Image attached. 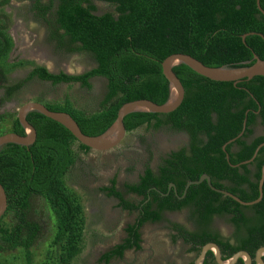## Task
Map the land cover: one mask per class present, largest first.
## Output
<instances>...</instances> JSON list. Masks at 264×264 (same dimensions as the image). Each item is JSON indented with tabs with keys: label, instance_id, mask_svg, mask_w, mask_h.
I'll use <instances>...</instances> for the list:
<instances>
[{
	"label": "trees",
	"instance_id": "1",
	"mask_svg": "<svg viewBox=\"0 0 264 264\" xmlns=\"http://www.w3.org/2000/svg\"><path fill=\"white\" fill-rule=\"evenodd\" d=\"M10 0H0V76L6 70L32 61L3 66L13 46L7 33L10 17L3 12V5ZM36 19L47 31V40L55 49L69 55H86L95 65L80 73L60 70L49 71L45 66H34L26 76L7 87L9 97L27 81L37 76L40 80L58 83H77L91 89V79L103 77L106 90L100 108L90 114L75 112L58 105H47L50 110L69 113L81 131L90 136L104 132L115 120L118 108L135 99H149L158 104L168 96V81L162 72V60L172 53L192 55L209 66H241L245 61L254 62L253 55L264 59V14L256 0H30ZM95 1H104L113 10L98 11ZM264 9V0H260ZM248 34L242 41L241 35ZM184 87V98L173 111L165 114L132 112L123 118L127 132L140 127L147 130L167 129L184 132L188 143L158 164L154 173L146 165L136 183L125 182L126 193L140 197L134 202L125 198L116 187V176L110 185L102 187L107 196L118 200V206L136 217L124 229L126 237L101 255L105 264L112 257H122L127 249L141 248L140 228L146 222H156L163 210L188 208L190 216L200 227L191 232L173 224V240L183 239L191 250L214 241L221 246L222 258L237 250L250 254L264 245V183L262 199L250 206H243L229 196L213 191L204 180L190 185L189 180L207 174L213 186L225 189L244 201L258 196V180L264 162V144L249 164H239L252 157L258 144L264 142V76H254L232 81L206 78L185 64L173 67ZM243 134L226 145L229 161L222 145L235 137L242 128ZM27 121L36 130V139L30 145L7 143L0 149V183L7 197L6 212H11L15 222L0 234V249L22 248L27 264L32 262L31 247L37 239L40 226L28 218L32 196H43L53 208L58 221L55 243L60 245L73 231L78 208L65 190L63 180L78 160L79 153L90 149L78 142L71 132L59 122L30 111ZM262 131L254 133V127ZM11 131L24 134L17 118ZM77 144V150L74 144ZM145 164H150L146 161ZM254 166L250 172L248 166ZM174 183L176 190L171 187ZM5 212V213H6ZM214 215H226L233 224V242H221L207 232L206 226ZM3 217V216H2ZM0 218V220L2 219ZM80 251L71 247L67 262Z\"/></svg>",
	"mask_w": 264,
	"mask_h": 264
},
{
	"label": "rangeland",
	"instance_id": "2",
	"mask_svg": "<svg viewBox=\"0 0 264 264\" xmlns=\"http://www.w3.org/2000/svg\"><path fill=\"white\" fill-rule=\"evenodd\" d=\"M95 4L99 12L113 10V6L107 2L95 1ZM29 5V1L14 0L6 7L14 18L9 33L15 38V47L13 46L6 60L1 61L3 66L18 64L25 59H35L45 63L50 70L63 69L68 73H80L95 65L86 55L75 54L63 58L56 56L51 51V46L46 44L42 26L26 17ZM26 25L33 36L22 42L17 35L22 26ZM31 46L33 49L29 52ZM35 47L43 50L44 54L37 53ZM44 56H48L47 59ZM13 69L6 70L5 73L11 81L24 75L25 70L17 68L12 71ZM91 82L92 89L87 90L77 83L51 85L49 82L36 80L29 83L30 86L24 92L11 99L5 98V94L1 92L3 84L0 83V134L11 131L12 121L16 118L19 107L27 101L38 99L47 105H58L84 114L97 111L106 90V80L103 77H94ZM257 132H261L259 126ZM174 137L178 141L184 136L167 129L156 131L140 127L127 132L122 141L111 149L80 152L76 166L67 173L62 183L78 208L76 224L72 233L60 245L54 241L58 221L48 200L38 195L30 199L28 218L40 226L39 235L31 247L30 264H57L67 258L71 247L75 246L80 248L79 253L61 264H105L100 259L101 255L123 240L124 228L126 224L134 221L136 212L121 209L117 200L107 196L101 188L108 186L110 176H117V188L124 192L122 182L135 178L137 169L133 166L148 160L151 164H156L160 149L167 150L180 145L176 140L177 143L172 142ZM73 147L76 149V145ZM124 194L130 201L140 200L139 196L132 193ZM170 215L177 216L179 222L191 226L185 212ZM14 222L11 212L4 213L0 220V234L7 231ZM216 222L224 232H233L225 219H217ZM140 235V249H127L122 257H112L107 264H169L173 260L180 263L193 259L192 254H186V246L180 239H172L165 221L144 223L140 228ZM0 264H27L22 248L0 249Z\"/></svg>",
	"mask_w": 264,
	"mask_h": 264
},
{
	"label": "water",
	"instance_id": "3",
	"mask_svg": "<svg viewBox=\"0 0 264 264\" xmlns=\"http://www.w3.org/2000/svg\"><path fill=\"white\" fill-rule=\"evenodd\" d=\"M256 6L260 13L264 14V9L260 5V0H256ZM255 34V32H248L241 35L242 41L244 42L246 35ZM264 39V35L261 33H256ZM254 62L250 61L242 62L241 66H230V65H221V66H209L202 63L197 58L193 57L188 53L177 52L172 53L165 57L162 62V72L165 78L168 81V96L165 102L158 104L152 100L141 98L123 103L117 110L116 118L113 123L101 134L96 136H90L84 134L74 118L67 112L64 111H54L50 110L44 103L40 101H27L23 103L17 113L16 118L24 129V134H18L14 131L5 132L0 134V149L7 143H16L20 145H30L36 139V130L35 128L27 121L26 115L30 111L39 112L57 122L62 124L67 128L74 138L89 147V149L104 151L115 147L119 144L127 131L123 123V118L128 113L132 112H150L165 114L175 110L182 102L184 98V87L173 71V67L178 64H185L196 73L216 81H232L234 83L242 79H251L254 76H264V59H261L258 55H253ZM246 127V118L242 122V128L240 132L233 138L229 139L222 145V149L225 152V147L227 144L234 142L238 137H240ZM264 144V142L258 144L255 148L252 157L247 160L240 162L239 164H249L254 157L256 156L259 148ZM226 159L229 161L228 153L225 152ZM206 181L208 186L222 195L229 196L239 204L243 206H250L259 202L263 197V183H264V162L261 165L260 178L258 180V196L251 201H244L240 199L237 195L225 190L216 188L212 185L211 179L207 174H201L196 180H189L183 189V194L180 197H183L186 193L187 188L192 184H198L202 181ZM174 184H169V187H172ZM7 208V197L4 190V187L0 183V218L4 215ZM211 250L214 253L217 264H234L239 258L243 260V264H251L252 257L246 250H238L232 254L227 259H222L220 254V249L215 243L205 244L200 251V254L195 260V264H202V261L205 257V253ZM264 246H261L256 249L254 253L255 264H264Z\"/></svg>",
	"mask_w": 264,
	"mask_h": 264
},
{
	"label": "flooded vegetation",
	"instance_id": "4",
	"mask_svg": "<svg viewBox=\"0 0 264 264\" xmlns=\"http://www.w3.org/2000/svg\"><path fill=\"white\" fill-rule=\"evenodd\" d=\"M12 1H14V0H10L8 3H6L5 5H3V12L4 13H6L9 17H10V19H11V21H10V23L8 24V28H7V33L10 35V37H11V39H12V42H13V46L15 47V38L14 37H12L11 36V34L9 33V28H10V26H11V23L14 21V18H13V15H11L7 10H6V7H8L11 3H12ZM23 1H29L30 2V5H29V10H28V13H26L25 15H26V17H28V20L30 19V20H32L33 22H35V24H39L40 26H42V28H43V37H45V41H46V44H48V45H50L51 46V51H53L54 52V54L56 55V56H58L59 58L61 57V58H63V57H68V56H70L69 54H65V53H61V52H59V51H57L56 49H55V43L54 42H49L48 40H47V31H46V29H45V26L41 23V21L40 20H38V19H36V17H35V15H34V10H32L31 9V1L30 0H23ZM20 14H23V13H20ZM40 35V34H39ZM18 36V39H20V40H22V42L24 41L25 42V40H29V36H33V34L30 32V30L28 29V25H26L25 27H23L22 26V28H21V31L19 32V34L17 35ZM25 36V37H24ZM13 46H12V48H13ZM12 48H11V50H12ZM31 48H32V46L29 48V52L31 51ZM37 47H35V50H36V52L37 53H41V54H44V52H42L43 50H41V49H36ZM33 49V48H32ZM42 49H44V47L42 48ZM45 51V50H44ZM11 52V51H10ZM9 52V53H10ZM28 52V53H29ZM77 55V54H76ZM47 57L48 56H44L43 58H45V59H47ZM26 61L28 60V59H25ZM28 61H32V63L31 64H29V65H22V66H19V67H13L14 69H17V68H19V69H23V70H25L24 71V75L22 76V77H20V78H18V79H16V80H14V81H11L10 79H8L6 76H0V83L1 84H3V86L1 87L2 88V93L3 94H5V98L6 99H11V98H15V96H17L19 93H21V92H24V90L28 87V86H30V84L29 83H33L34 81H36V80H39V81H42V82H49V81H45V80H40L37 76H34L32 79H30L29 81H27L22 87H20L19 89H16V90H13L12 92H11V95L8 97L7 95H6V89H7V87H9V86H11V85H14L15 83H17L20 79H22L24 76H26L27 74H28V72L34 67V66H36V65H42V66H45L49 71H51V72H53V73H57V72H59L60 70H63V69H58L57 71H54V70H50L49 68H48V66L45 64V63H42V62H38L37 60H35L34 59V61L33 60H28ZM44 64V65H43ZM12 70V71H15V70ZM11 71V72H12ZM64 71V70H63ZM50 84H51V82H49ZM92 83V82H91ZM58 84H60V83H58ZM52 85V84H51ZM0 88V89H1ZM91 89H92V87H91ZM91 89H89V90H91ZM35 101H39L38 99L37 100H35ZM41 102V101H40ZM257 127L258 126H255L254 127V133H258L257 132ZM260 128H261V131H262V127L260 126ZM175 133H178V132H175ZM179 133H182L183 134V139L182 138H180V139H178V141H177V139L174 137V138H172V142L174 141V143L176 142L177 144H180V145H178L177 147H170L169 149H167V150H162V149H160V152H159V156H158V162L156 163V164H151V162H150V160H148L149 161V163L150 164H145V163H143V164H136V165H134L133 167H134V169L136 168L137 170H136V173H135V178H134V180H125V181H123L122 182V186L124 185V183L125 182H128V183H136V182H138V180H139V174H143V172H144V170H145V167H146V165H148L151 169H152V171L154 172V173H157L158 172V166L160 165V164H158L159 163V161L163 158V157H167V155L171 152V151H175V150H177V149H179L180 147H183V146H185L187 143H188V135L186 134V133H184V132H179ZM170 139H171V137H169ZM174 139V140H173ZM176 140V141H175ZM182 140V141H181ZM76 164H77V161L74 163V165L71 167V169L74 167V166H76ZM248 168H249V170H250V172L251 171H253L254 170V166L253 165H251V166H248ZM70 169V170H71ZM114 176H110L109 177V180L108 181H110V179L111 178H113ZM171 184V183H170ZM172 184H174V183H172ZM110 185V182H109V184H108V186ZM116 187H117V176H116ZM173 187V189L174 190H176V188H175V186L173 185L172 186ZM168 188L170 189L171 187H169L168 186ZM118 189V188H117ZM120 190V189H119ZM123 190H124V188H123ZM125 192V191H124ZM127 194H130V193H127ZM133 194V193H132ZM135 195V194H134ZM124 196H125V194H124ZM137 196V195H136ZM114 198V197H113ZM116 199V198H115ZM117 200V199H116ZM117 203H118V200H117ZM177 212H185V215L187 216V219H189L190 220V225L191 226H187L186 224H183L182 222H179V220H178V218H177V216H175V215H170L169 216V214H171V213H177ZM167 213H168V215H167ZM162 217H161V219L159 220V221H165V223H166V225H167V228L169 229V232H170V235L172 236L173 234H175L176 233V230H174L173 229V224H177V225H179V226H183L184 228H186L187 230H189V231H191V232H200V227H199V225L196 223V221H195V219L194 218H192L191 216H190V211H189V209L188 208H183V209H180V210H163L162 211ZM165 215H167V217L165 218ZM221 218H223V219H225L226 221H227V223L233 228V231H234V226H233V224L228 220V216H226V215H223V216H221V215H214L212 218H211V220L209 221V223H208V225L206 226V230H207V232H211L213 235H216L217 236V239H220L221 240V242H225L226 240H228L230 243H232L233 242V235H232V233H227V232H224L222 229H221V227L220 226H218L217 225V219H221ZM159 221H156V222H159ZM152 223H154V222H152ZM127 225V224H126ZM126 227V226H125ZM125 229V228H124ZM127 235H126V232H125V235H124V237H123V239L126 237ZM141 237V236H140ZM180 239V238H179ZM181 240V243L182 244H184L185 246H186V249H187V252H186V254H192L193 255V259H191V260H188V261H186V262H180V263H178V262H176L175 260H173V261H171L169 264H195V260H196V258L198 257V255L200 254V251H201V248L205 245V244H207V243H215V244H217L216 242H214V241H209V242H207V243H205V244H203L201 247H200V249L197 251V250H191L190 249V247H191V244H189V243H186L185 241H183V239H180ZM218 245V247H219V249H220V254H221V257H222V249H221V246L219 245V244H217ZM264 246V245H263ZM261 247V246H260ZM259 248V247H258ZM241 250H244V249H241ZM238 251V250H237ZM247 251V250H246ZM256 251V250H255ZM255 251H254V253H255ZM248 252V251H247ZM235 253V252H234ZM233 253V254H234ZM249 253V252H248ZM254 253L253 254H250L251 255V257H252V262H251V264H255V261H254ZM231 256V255H230ZM229 256V257H230ZM229 257H227V258H229ZM227 258H224V260L225 259H227ZM223 259V258H222ZM263 260H264V257H263ZM202 264H217V262H216V258H215V256H214V253L211 251V250H208L206 253H205V257H204V259H203V261H202ZM234 264H243V260L242 259H238Z\"/></svg>",
	"mask_w": 264,
	"mask_h": 264
},
{
	"label": "crops",
	"instance_id": "5",
	"mask_svg": "<svg viewBox=\"0 0 264 264\" xmlns=\"http://www.w3.org/2000/svg\"><path fill=\"white\" fill-rule=\"evenodd\" d=\"M44 65V64H43ZM74 145H76V150H77V144L75 143ZM75 149V148H74ZM143 226V225H142Z\"/></svg>",
	"mask_w": 264,
	"mask_h": 264
}]
</instances>
